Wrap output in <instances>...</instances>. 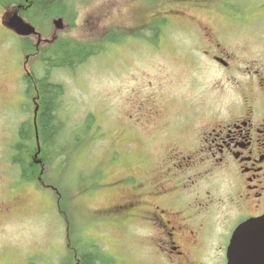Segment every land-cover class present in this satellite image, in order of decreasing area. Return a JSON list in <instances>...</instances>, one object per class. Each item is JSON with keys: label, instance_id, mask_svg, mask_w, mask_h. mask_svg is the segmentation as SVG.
<instances>
[{"label": "rangeland", "instance_id": "obj_1", "mask_svg": "<svg viewBox=\"0 0 264 264\" xmlns=\"http://www.w3.org/2000/svg\"><path fill=\"white\" fill-rule=\"evenodd\" d=\"M70 1L68 29L60 38L83 40L95 50L74 71L57 70L51 77L64 86L62 120L69 117L72 133L83 130L84 135L74 154L66 148L65 189L52 181L51 165L40 185L54 184L68 193L69 211L83 226L81 236L121 263L132 241L130 223L110 208L129 193L123 178L131 172L156 173L168 186L174 162L193 152L202 156L198 146L193 148V132L199 140L202 130L232 116L229 109L238 106L237 85L243 79L240 67L264 69V0ZM159 14L169 18L164 26ZM156 24L160 39V33L154 35ZM36 25L52 37L51 18L48 30L47 23ZM14 38L7 32L0 44V264H61L69 258L67 224L56 192L20 180L12 161L17 127L31 115H20L18 95L13 96L24 88L19 75L31 65L43 74L41 63L38 68L35 57L26 60ZM216 55L234 67L226 68ZM70 136L66 133V146ZM191 165L200 170L206 164L197 160ZM193 170L182 172L192 176ZM226 174L214 169L215 200L226 192Z\"/></svg>", "mask_w": 264, "mask_h": 264}, {"label": "flooded vegetation", "instance_id": "obj_2", "mask_svg": "<svg viewBox=\"0 0 264 264\" xmlns=\"http://www.w3.org/2000/svg\"><path fill=\"white\" fill-rule=\"evenodd\" d=\"M3 1L0 2V44L8 32L16 41L27 40L36 49L44 45L42 37L20 36L8 25L12 6L7 7ZM236 10L242 13L241 7ZM156 18L161 20L166 15L159 14ZM153 30L154 35L156 31L162 32V29ZM103 31L106 33L108 29ZM161 35H157L158 39ZM28 57L30 54L25 56ZM224 66L233 65L224 60ZM239 69L243 79L237 85L240 87L238 106L229 109L232 116H224L202 130L199 140L193 132V148L198 146L202 156L193 152V156L174 162L167 173L171 185L162 183L156 173L125 175L131 187L129 193L110 209L119 211L130 223L132 242L126 264H230V246L237 228L249 219L264 216V69L250 64ZM19 80L24 81V89L19 93L24 101L28 98L29 80H24V73ZM197 160L206 165L193 170L191 164ZM215 168L227 172L223 185L226 192L216 200L211 192ZM183 170H193V175L187 176L188 172ZM175 172L178 173L173 177ZM136 240H139L138 248ZM78 263L77 258L75 264Z\"/></svg>", "mask_w": 264, "mask_h": 264}, {"label": "trees", "instance_id": "obj_3", "mask_svg": "<svg viewBox=\"0 0 264 264\" xmlns=\"http://www.w3.org/2000/svg\"><path fill=\"white\" fill-rule=\"evenodd\" d=\"M6 1L12 2L13 0ZM20 1L24 4L26 3L25 0ZM29 2L30 5L23 11V14L31 16L36 23L49 24L50 18L54 16H62L65 19H69L70 4L72 7L70 0H29ZM43 16L46 17L42 20L41 17ZM160 22L161 25H165L164 18ZM155 27V29H161L157 24ZM92 47L80 45L73 40L65 41L58 38L53 44L41 48L38 60L42 64L43 74L38 75L36 69L32 68L31 73L25 75L24 80H29V83H27L28 91L26 92L28 98L23 101L20 107L23 114L29 112L31 115L28 120L26 118L19 123L17 138L12 145V161L16 165L19 177L22 180L35 183L38 187H41L39 186L40 181L46 179L45 173L47 172V167L51 165L50 167H53L51 171L55 172L51 176L52 181L55 184H63L64 189L65 185L67 186L63 181L64 166L70 159L68 156L65 162V158L68 155L66 148L69 154H74L77 150L76 146L79 139L83 141L84 134H80L83 133V130L82 132L75 130L72 133L70 129L73 124L69 121V117L66 122L62 120L61 110L64 106V86L53 80L51 75L53 72L61 69L74 71L77 66L84 63L88 57L94 54ZM24 48H27L25 52H29L28 49L30 51L36 50L30 43ZM92 123L93 121L83 127L85 128V132H88ZM83 128L78 126V129ZM66 133L71 135L68 138V146L65 145L66 142L64 141ZM63 141L65 147L63 146ZM86 141L90 143V139ZM37 154L40 159L42 158L41 162L37 160ZM54 160L56 161L55 164ZM52 186L56 189L61 215L66 220V231L70 247L72 246L71 241L74 242L73 245L75 244V249L71 247L70 257L61 264H75L77 258L79 259L78 264H108L110 259L105 252L101 249L99 251L98 245L82 238L84 235L83 226L77 223L79 218L76 216L75 219L74 215L69 211L70 206L67 203L68 193L54 184ZM81 232L83 233L82 236ZM77 235H79L80 241L75 242L72 236ZM28 264L35 263L30 262Z\"/></svg>", "mask_w": 264, "mask_h": 264}, {"label": "water", "instance_id": "obj_4", "mask_svg": "<svg viewBox=\"0 0 264 264\" xmlns=\"http://www.w3.org/2000/svg\"><path fill=\"white\" fill-rule=\"evenodd\" d=\"M57 28L63 27L62 19L55 21ZM17 32L30 34L35 27L14 14L9 22ZM230 264H264V217L251 219L241 224L232 240Z\"/></svg>", "mask_w": 264, "mask_h": 264}]
</instances>
